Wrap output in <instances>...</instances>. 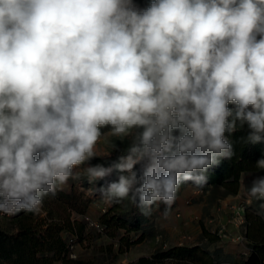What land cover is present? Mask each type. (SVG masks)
<instances>
[{
	"label": "clouds",
	"instance_id": "1",
	"mask_svg": "<svg viewBox=\"0 0 264 264\" xmlns=\"http://www.w3.org/2000/svg\"><path fill=\"white\" fill-rule=\"evenodd\" d=\"M245 125L264 142V0H0V214L113 171L102 198L167 213ZM104 128L130 138L107 167L90 163ZM248 194L264 202V176Z\"/></svg>",
	"mask_w": 264,
	"mask_h": 264
},
{
	"label": "trees",
	"instance_id": "2",
	"mask_svg": "<svg viewBox=\"0 0 264 264\" xmlns=\"http://www.w3.org/2000/svg\"><path fill=\"white\" fill-rule=\"evenodd\" d=\"M143 9L151 0H134ZM102 129V133L108 131ZM249 129L237 130L226 137L233 144L234 155L230 159H221L218 165L207 172V184L222 187L228 193H237L243 175L257 169V160L264 158V142L250 144L245 142ZM117 157L96 156L90 163L109 166ZM87 199L73 187L67 191H57L56 195L44 197L45 216L20 212L5 218V226L0 225V264H114L112 257H96L94 260L71 259L66 254V246L59 235L61 229L80 234L84 223L71 219L72 211L83 214ZM114 208L99 215L104 232L111 238L118 237V251L123 252L139 242L143 234L130 239L128 233L140 228L138 219L128 220L122 214L113 213ZM245 226L243 236L247 243V253L239 264H264V219L244 210ZM123 229L124 234L120 235ZM202 236L209 242L219 236L201 227ZM219 264L212 253L199 244H177L166 248H155L148 256H140L135 262L127 264ZM124 264V263H119Z\"/></svg>",
	"mask_w": 264,
	"mask_h": 264
},
{
	"label": "rangeland",
	"instance_id": "3",
	"mask_svg": "<svg viewBox=\"0 0 264 264\" xmlns=\"http://www.w3.org/2000/svg\"><path fill=\"white\" fill-rule=\"evenodd\" d=\"M139 6V5H138ZM230 108L235 107L229 104ZM130 142V138L121 140L118 137H114L110 134V130L102 133L101 139L98 141L95 153L96 156H106V153L112 152L111 156L118 157L122 154V151L127 149ZM115 143L119 146L120 151H112V144ZM84 165L82 167H86ZM138 179L143 175V168L141 165H136L135 169ZM120 173L113 171V173L102 180L97 181L95 184H90L86 177L69 181L62 186L64 189L71 187L85 197L91 203L92 208L97 209L98 212L102 210H108L112 208H118L120 212H129V209H133L129 205H136L138 203L133 202L131 199H123L119 202L109 201L106 198H102L96 191V188L106 187L109 182L118 179ZM257 176H264V170L257 167L256 170L249 172L241 178V185L237 193H228L223 188L211 187L205 185L203 188L197 186L192 181L184 182L180 185L177 193V198L173 206L169 209L171 211L165 213L159 207L154 206L152 214L148 219L152 233H165L162 237H159L158 247H164L170 242L169 233L172 232V226L167 222L173 217L178 219L180 223L184 221V224H180V230H178L175 241L180 243H193L200 240L201 226H204L208 231L213 234L227 237L228 242L233 246L236 245V249L241 256L245 255L247 243L243 236L245 218L244 210L249 213L257 214L264 219V202L253 201L248 204L246 201L249 199L248 189L251 186L252 180ZM142 182V180L140 181ZM139 184H137V187ZM227 193V194H226ZM139 208L137 207V210ZM118 211V212H119ZM113 212H116L113 210ZM116 212V213H118ZM179 214L178 216H176ZM87 215L97 220L95 216L87 213ZM169 215L173 217L169 218ZM8 216L0 214V224L5 225V218ZM85 225V224H84ZM92 229V230H91ZM91 233L96 232L91 228ZM150 230V229H149ZM90 234V233H89ZM99 234V233H98ZM108 245L113 246L111 243H81L79 245V254L77 257L84 259H91L96 256H104L105 249ZM150 247V246H149ZM113 251L110 253V257H115L114 261H119V256H115ZM109 249H106V254Z\"/></svg>",
	"mask_w": 264,
	"mask_h": 264
},
{
	"label": "crops",
	"instance_id": "4",
	"mask_svg": "<svg viewBox=\"0 0 264 264\" xmlns=\"http://www.w3.org/2000/svg\"><path fill=\"white\" fill-rule=\"evenodd\" d=\"M134 2L137 4L136 1H134ZM220 188H222V187H220ZM58 191H67V189L60 188ZM173 204H172V206H173ZM129 206L133 208V209H129V212L122 213L119 211L118 208H116V209L114 208V211H116V212L119 211L118 214H120V215L122 214L128 220H134V219L139 220V222H140L139 230L137 232L131 231L128 233V236L130 237V239L136 238L138 236V234H140V233L143 234V237L139 242L131 245L127 250H125L123 252L118 251V237L111 238L110 236H108L106 234V232H104L102 234L101 233L92 234L91 233L92 229L90 227L85 226V225H83V228H82V231L80 232V234L77 232H74V231H68L65 229H61L59 231V235L62 238L63 242L65 243V240L70 233L74 232L75 234H77L78 240L76 242L75 249H74L75 253H76V258H79V257H77V255L79 254V251H80L79 245L81 243H89V244L90 243L91 244L92 243H98V244L101 243V244H103V243L107 242V243H111L114 246L115 256H117V257L119 256V261H116V262L114 261L115 257H112L114 264H119V263L127 264V263H131V262H135L138 257L148 256L155 248H158V246H159V243H158L159 240L158 239H160L159 237L163 238V235L165 233L164 232L162 234L161 233L160 234L159 233H155V234L152 233L153 231L151 230L150 225L147 223L150 216L145 217L144 215H142L140 209L137 210V207H138L137 204L133 205V206L130 204ZM157 207H159V209H161L162 211L165 212V205L163 203L159 204ZM171 210L172 209H168L167 212H169ZM105 211L106 210H102V212H98L97 209L92 208L91 203L87 199V204L85 206L84 213H86V214L90 213L91 215L97 217L96 219L99 221V219H98L99 215L104 213ZM116 212H113V213H116ZM38 214H40V216H45L46 210L44 209L43 205H42L41 212ZM80 214L81 213L72 211L70 218L81 221ZM178 215L179 214H177L176 216H178ZM9 217H11V216H8L7 218H9ZM170 217L172 218L173 215H169V218ZM5 223H6V221H5ZM167 223L168 224L171 223L170 225L172 226L171 227L172 232L169 233V240H168L170 243L164 247H161V248H166V247H169L172 245H177V244H189V245L190 244H199V245L204 246L207 250H209L212 253V255L214 256V258H216V260L218 261L219 264H239L240 263L242 256L239 254L238 249H236V247H235L236 245L233 246L232 244H230V242H228L227 237L226 238L223 236L220 237V235H218L219 238L216 241L209 242L202 236V233H201L199 241H196L193 243H180V242L175 241V239L177 237L178 230H180V227H181L180 224H184L185 222L182 221V223H180L178 221V219L173 217V220L170 219V221H168ZM0 225L5 226L3 224H0ZM123 234H124V232L122 229V230H120V235H123ZM245 241H246V239H245ZM113 246L108 245L106 248H104L105 252H102V254L105 253L104 256L110 257V253H112V251H113ZM107 248L109 249V251L106 254ZM96 257L100 258L103 256H96ZM96 257H93L91 259H88V258L87 259L81 258V259L92 261ZM163 264H171V263L168 261H164Z\"/></svg>",
	"mask_w": 264,
	"mask_h": 264
},
{
	"label": "built area",
	"instance_id": "5",
	"mask_svg": "<svg viewBox=\"0 0 264 264\" xmlns=\"http://www.w3.org/2000/svg\"><path fill=\"white\" fill-rule=\"evenodd\" d=\"M80 219L85 224V226L93 228L98 233H101V234L104 233V226L98 220H94L90 218L86 213L80 214ZM77 240H78L77 234H75L74 232L70 233L68 237L66 238L65 246H66V254L68 257H71V256L76 257V253L74 249H75ZM246 253H247V248H246L245 254Z\"/></svg>",
	"mask_w": 264,
	"mask_h": 264
}]
</instances>
